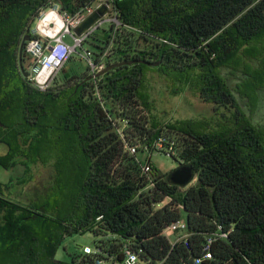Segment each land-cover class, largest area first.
Wrapping results in <instances>:
<instances>
[{"label":"trees","instance_id":"trees-1","mask_svg":"<svg viewBox=\"0 0 264 264\" xmlns=\"http://www.w3.org/2000/svg\"><path fill=\"white\" fill-rule=\"evenodd\" d=\"M90 1L0 0V144L6 146L0 166L22 172L4 186L25 182L31 165L54 170L52 184L30 204L6 197L0 185V264H97L116 255L114 264L123 261L125 243L136 264H264V124L251 116L264 89V0H114L121 22L139 31L109 26L84 42L96 62L113 41L107 64L134 61L105 72L99 83L107 109L129 119L128 141L150 144L164 136L174 144L173 157L194 168L196 182L182 188L155 167L148 189L92 94L89 66L80 75L64 73L46 91L19 67L21 39L33 36L30 23L40 8L58 3L74 12ZM28 59L24 47L26 70ZM141 60L164 68L173 91L191 86L213 105L215 121L149 128L142 90L154 65ZM224 70L235 75L234 88ZM181 218L190 236L172 245L162 231ZM219 225L231 229L228 238L214 241L212 258L196 263ZM85 231L100 238L95 253L55 258L65 237Z\"/></svg>","mask_w":264,"mask_h":264},{"label":"built area","instance_id":"built-area-1","mask_svg":"<svg viewBox=\"0 0 264 264\" xmlns=\"http://www.w3.org/2000/svg\"><path fill=\"white\" fill-rule=\"evenodd\" d=\"M101 5H106L108 7V12L89 27L82 35L75 34L73 29L88 14L92 13ZM118 14L119 12L114 0H91L86 6L74 12L62 10L58 3H51L49 7L40 8L38 11L36 32L32 33L33 36L30 37L25 44V52L32 61L31 66L27 69L28 76L26 78L39 90H48L52 86L58 71L70 58L72 51H77L78 48H81L83 50L81 58L87 62V65L89 66V76L93 82L92 94L104 108L118 136L123 141L125 149L130 155L135 157L139 165L140 174L147 180L145 188L148 189L155 185V166L151 160L152 154L154 152H160L173 156L176 154L174 144L173 142L166 140L164 136H158L150 144H133L128 141L124 129L128 127L129 119L127 117L118 118L113 116V114L107 109L105 98L103 97L99 86L101 75H98V73L108 65L107 58L110 55L109 48L104 52L99 62L95 61V57L89 49L83 48L84 42L97 32L105 22L113 28V32H117L121 28L136 32L139 31L129 25L123 24L119 19ZM60 22L61 27L57 28V25ZM67 35H72V44L66 42L65 37ZM160 40L166 42V40ZM168 201L169 198L165 199L159 204V206L166 204ZM98 219H100V217ZM230 232L231 229L225 231L222 226L219 225L217 231L207 238L203 248L204 253L200 259L196 260V263H200L205 259H211V244L218 239L228 238ZM162 233L172 245L182 240L186 242L187 238L190 236L185 218H181L166 226ZM82 251L86 254H90L95 253L97 248L85 246ZM122 252L124 254L122 261L124 264L137 263V255L131 251L127 243L123 245ZM116 258V255H112L109 257V262L115 261ZM97 264L106 263L103 260H98Z\"/></svg>","mask_w":264,"mask_h":264},{"label":"rangeland","instance_id":"rangeland-1","mask_svg":"<svg viewBox=\"0 0 264 264\" xmlns=\"http://www.w3.org/2000/svg\"><path fill=\"white\" fill-rule=\"evenodd\" d=\"M37 17L38 14L30 23L31 33L36 32ZM108 28L109 24L105 22V24L97 31V36L101 37L102 32ZM71 36L72 35H67L65 37L66 42L70 44L73 43ZM117 36V33H114L112 39L115 40ZM113 42L109 45V51L111 50L110 54H113L111 53L114 48ZM138 45L139 47L144 46L143 43L140 44V42ZM83 48L88 49V44L84 43ZM82 53L83 50L81 48H78L77 51H72L70 58L56 74L57 78L54 79L55 84L61 82L59 78H61V76L66 72L68 74L70 73L80 75L88 71L87 62L81 58ZM110 59H114V56H111ZM113 62L115 61H112L111 63ZM26 64L29 69L32 64L30 57ZM155 66L146 70L145 85L142 90V94L146 96V105L142 107V113L148 119L149 128L155 127L158 129L161 126L178 125L179 123H184L189 120L204 121L209 123L215 121L214 119L217 117V113L214 111L212 104L202 100L198 93L191 86L176 83L178 84L180 90L177 89V91H173L168 83V72H165L164 68ZM224 72L228 78L230 86L234 88L236 83L235 75H228L227 70H224ZM239 101L245 109V99L239 97ZM251 116L255 123L264 124V89L260 92L258 107ZM5 152L6 146L4 144H0V154H4ZM151 160L154 166L162 173H169L181 162L179 158L160 152H154L152 154ZM19 171L17 168L7 170L0 166V185H2L3 194L6 197L22 204L32 203L33 200L46 191L47 187L52 184L54 179V170L51 164L46 166L41 164L37 166L31 165L30 172L27 175L28 177L25 182H18L12 185L10 189L6 188L4 186L6 182L16 178V176H21L22 172L20 171L19 173ZM195 182L196 177L191 184H194ZM105 239L106 237H104V240ZM99 240L100 238L91 231H85L83 233H76L71 236H67L59 246L55 258L69 262L73 253L83 252L82 250L85 246H91L92 248H95ZM110 263L111 262H107L106 264ZM115 264L124 263L116 262Z\"/></svg>","mask_w":264,"mask_h":264},{"label":"water","instance_id":"water-1","mask_svg":"<svg viewBox=\"0 0 264 264\" xmlns=\"http://www.w3.org/2000/svg\"><path fill=\"white\" fill-rule=\"evenodd\" d=\"M108 12V7L106 5H101L96 8L92 13L88 14L74 29V33L77 35H82L89 27L96 23L102 16ZM30 39V35L26 34L22 37L19 46V67L22 75L26 78L28 76V70L22 65V55L26 42ZM134 61H119L108 64L104 69H102L98 75H102L107 71H110L116 67L124 64H132ZM149 65H157V63H151L141 60ZM195 178L194 168L191 164L180 162V164L168 173V179L172 184L180 186L182 188L187 187L192 183Z\"/></svg>","mask_w":264,"mask_h":264},{"label":"bare ground","instance_id":"bare-ground-1","mask_svg":"<svg viewBox=\"0 0 264 264\" xmlns=\"http://www.w3.org/2000/svg\"><path fill=\"white\" fill-rule=\"evenodd\" d=\"M58 27H59V28L61 27V22L57 25V28H58Z\"/></svg>","mask_w":264,"mask_h":264}]
</instances>
